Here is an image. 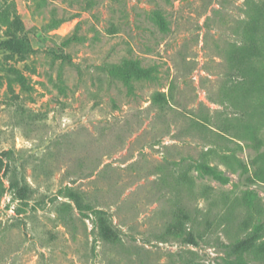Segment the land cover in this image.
<instances>
[{
  "label": "rangeland",
  "instance_id": "rangeland-1",
  "mask_svg": "<svg viewBox=\"0 0 264 264\" xmlns=\"http://www.w3.org/2000/svg\"><path fill=\"white\" fill-rule=\"evenodd\" d=\"M236 255L264 264V0H0V264Z\"/></svg>",
  "mask_w": 264,
  "mask_h": 264
},
{
  "label": "trees",
  "instance_id": "trees-1",
  "mask_svg": "<svg viewBox=\"0 0 264 264\" xmlns=\"http://www.w3.org/2000/svg\"><path fill=\"white\" fill-rule=\"evenodd\" d=\"M16 43L23 50H26L31 47V41L26 36L18 38ZM223 264H251V263L247 261L243 256L236 255V256H225L223 258Z\"/></svg>",
  "mask_w": 264,
  "mask_h": 264
}]
</instances>
